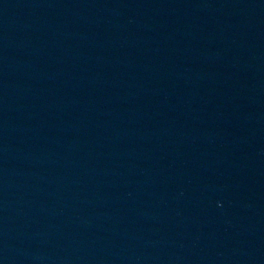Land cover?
<instances>
[{
  "label": "water",
  "instance_id": "obj_1",
  "mask_svg": "<svg viewBox=\"0 0 264 264\" xmlns=\"http://www.w3.org/2000/svg\"><path fill=\"white\" fill-rule=\"evenodd\" d=\"M264 264V0H133Z\"/></svg>",
  "mask_w": 264,
  "mask_h": 264
}]
</instances>
